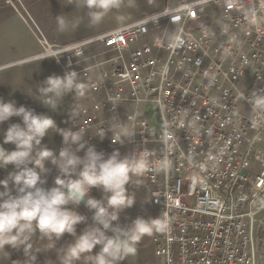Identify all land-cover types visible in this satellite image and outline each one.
I'll return each mask as SVG.
<instances>
[{
	"label": "built area",
	"instance_id": "obj_1",
	"mask_svg": "<svg viewBox=\"0 0 264 264\" xmlns=\"http://www.w3.org/2000/svg\"><path fill=\"white\" fill-rule=\"evenodd\" d=\"M20 1L6 0L41 46L32 58L59 56L52 58L64 72L77 71L90 91L67 129L82 130L96 149L152 152L137 179L155 217L170 221L152 236L158 264H256L264 106L254 99L264 96V0H165L157 12L68 43L37 30ZM151 29L161 33L147 41ZM94 43L112 54L80 66ZM149 112L159 115L157 130ZM120 125L134 134L115 140ZM162 158L171 166L156 171Z\"/></svg>",
	"mask_w": 264,
	"mask_h": 264
},
{
	"label": "clouds",
	"instance_id": "obj_2",
	"mask_svg": "<svg viewBox=\"0 0 264 264\" xmlns=\"http://www.w3.org/2000/svg\"><path fill=\"white\" fill-rule=\"evenodd\" d=\"M125 2L128 7H133L135 0H68L67 4L86 9L88 23L95 26ZM79 25V19L71 21L72 30ZM69 26V19L58 15L57 31L63 33ZM68 51L75 50L69 48ZM82 54L76 52L75 56ZM85 90L86 84L80 80V74L68 70L63 75L47 76L38 86L36 98L55 110L64 95L83 96ZM254 104L264 106V96L256 97ZM13 116L19 117L20 122L10 123L3 129V143H0V169L9 164L13 166V170L0 179V254L7 252L5 246L22 248L33 264L37 252L51 250L55 241L67 233L74 239L57 251L60 264L81 261L83 264H120L126 256L136 252V245L145 235L169 229L170 221L165 216L148 219L138 216L127 227L113 223L118 221L121 211L135 203L134 194L126 185L132 177H140L149 170L150 150L121 156L114 149L105 156L94 145L87 144L82 130L60 128L47 114L0 99V123ZM119 128L115 140L134 134L123 125ZM49 130L62 137V147L58 152L41 145ZM98 135L103 138L104 133ZM9 143L14 145L12 150L3 146ZM81 150L83 156L77 154ZM45 161L55 165L59 173L53 186L48 188L42 186L45 183L43 174L48 171ZM170 166L171 162L162 158L156 171H167ZM93 187L101 190L104 194L102 199L90 195ZM81 203L91 210L92 223L77 234L76 225L85 222L87 217L68 205L79 206ZM37 232L48 244L33 251L31 241ZM97 246L99 250L93 253ZM13 262L19 264L18 260Z\"/></svg>",
	"mask_w": 264,
	"mask_h": 264
},
{
	"label": "crops",
	"instance_id": "obj_3",
	"mask_svg": "<svg viewBox=\"0 0 264 264\" xmlns=\"http://www.w3.org/2000/svg\"><path fill=\"white\" fill-rule=\"evenodd\" d=\"M68 0H21L18 8L31 18L33 24L43 35L54 43H68L86 37H92L105 32L122 24L136 20L147 14H151L161 10L165 5V0H135L133 7H128L125 2L119 10L109 12L104 19L97 25L92 26L88 23L86 15L87 10L74 7L67 4ZM14 10V8L6 2L0 0V99L13 101L17 106L24 105L33 109L36 113H43L51 116L58 127L67 128L70 125L73 110L84 104L90 95L89 90H85L83 96H75L68 93L62 97L57 108L52 110L42 104L37 99L38 86L42 85L45 78L49 75H63L59 63L52 57L32 58L41 49L40 44L33 35L30 27L24 18ZM58 15L66 16L70 21L69 29L61 33L57 31ZM79 19L80 25L75 30L71 28V21ZM160 30L151 29L146 35L145 40L150 41L154 36L160 35ZM141 43L137 40L132 47H136ZM85 58L80 61V66L86 67L93 63H100L106 56L112 52H106L105 48L98 43L91 44L85 49ZM107 66V65H106ZM92 72H96L93 70ZM20 122V118L13 116L8 121L0 123V143H3V129L7 128L10 123ZM72 126V125H71ZM61 135L53 130L42 138L41 145L47 146L54 152H57L58 145L61 141ZM6 149L12 150L14 145L4 144ZM118 150L121 156L132 155L128 146L124 144H116L113 146H100L97 151L104 152L105 156L111 154L113 150ZM80 155L79 153H77ZM83 156V155H81ZM48 169L43 174L45 188L53 186L54 178L59 174L58 169L49 161H45ZM13 170V166L9 164L6 168L0 169V179L4 178L9 171ZM11 188V182L9 184ZM131 194H134L135 203L133 206L124 209L119 214L118 221L121 227H127L136 217L145 219L155 217L150 201L142 189L137 177H132V181L126 185ZM15 190L13 189V194ZM90 195L97 199L103 198L100 189L93 187ZM75 207L76 211L87 217L85 222L76 225V233L79 234L87 225L92 223V212L84 203ZM152 235H145L136 245V252L126 256L120 264H158L159 259L154 254ZM74 237L65 233L59 240L55 241L51 250L40 251L36 253V259L33 264H60L57 251L68 243ZM33 251L45 248L48 244L46 239L39 237L37 232L31 241ZM6 251L0 254V264H14L13 261L18 260L19 264H30L31 257L24 255L22 248L11 249L5 246ZM99 250V246L93 249V253ZM83 264V261L77 262Z\"/></svg>",
	"mask_w": 264,
	"mask_h": 264
},
{
	"label": "rangeland",
	"instance_id": "obj_4",
	"mask_svg": "<svg viewBox=\"0 0 264 264\" xmlns=\"http://www.w3.org/2000/svg\"><path fill=\"white\" fill-rule=\"evenodd\" d=\"M151 126L157 130L159 128V115L157 112H149ZM256 223L254 226V239L257 242L258 259L256 264H264V214L256 215Z\"/></svg>",
	"mask_w": 264,
	"mask_h": 264
},
{
	"label": "water",
	"instance_id": "obj_5",
	"mask_svg": "<svg viewBox=\"0 0 264 264\" xmlns=\"http://www.w3.org/2000/svg\"><path fill=\"white\" fill-rule=\"evenodd\" d=\"M242 173H244V174H245V173H246V170H243V172H242Z\"/></svg>",
	"mask_w": 264,
	"mask_h": 264
}]
</instances>
